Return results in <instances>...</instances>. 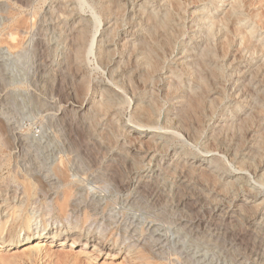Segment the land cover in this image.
<instances>
[{"label":"rangeland","instance_id":"rangeland-1","mask_svg":"<svg viewBox=\"0 0 264 264\" xmlns=\"http://www.w3.org/2000/svg\"><path fill=\"white\" fill-rule=\"evenodd\" d=\"M231 1L238 3L234 5L239 7L238 14L242 18L239 19L241 22L238 21L241 34L236 35L235 24L229 25V30L233 28V31L222 26L219 27L221 31L218 28L213 32L212 43L218 48L226 45L223 50L221 47L217 49L219 55L214 60V65L225 74L226 86L224 91L222 85L219 88L215 86L218 92L215 95L218 101L215 102L216 111L213 114L203 112L201 117L212 114H209L211 122L208 118L211 125L221 119L222 122L232 119L231 115L221 116L227 112V107L237 103L233 98L236 89L230 84L231 77L240 85V90L241 86H246L242 88V93L247 102L244 103L245 111L241 112L244 114L235 122L239 124L232 130L218 133L221 137L218 136V142L217 136L214 139L210 135L207 121L208 127L202 128L204 122L200 137L194 139L180 125L176 124V127L173 119L179 98L170 102L168 100L172 96L167 95L166 98V94L159 98L161 107L158 112L155 111L156 126L142 127V122L135 116L136 107L146 104L139 102L142 86L139 77L129 75L132 70L134 72L135 66L130 65L125 70H120V65L106 68L97 60L101 46L111 48L115 51L113 57L119 58L121 52L117 48L123 41L141 40L147 36L148 29L140 17V0H0V187H21L24 181H30L28 173L31 171L45 179L50 174L57 178L53 174L54 168L64 159L68 168L66 182L59 183L53 178L47 181L53 179L49 185L57 188L55 190L70 187L79 192L75 217L62 218L54 207H44L39 203L28 206L24 213L20 212L32 221L31 237L28 238L26 231L19 226V236L12 238L16 243L10 248L13 250L0 249V264H32L26 261L28 258L23 254V249L28 247L25 245L36 246L43 241L51 243L49 234L57 231L70 238L80 235L85 239L91 238L93 242L82 249V246L70 248V242L62 244L59 241L56 246L54 241L52 247L47 248L52 258L47 256L37 264H264V122L260 121L264 113L258 114L262 110L258 106L264 105V23H260L263 26L258 25L260 21L257 18V13H261L264 20V0H209L208 3L206 0H182L181 10L176 14L180 18L179 29L183 28V32L178 31L180 35L177 34V49L188 43H200L197 39V42L193 40L197 37H194L195 30L203 27L208 30L210 26L209 22L204 23L200 18L213 15L216 11L220 15L228 4H233ZM157 3L161 5L162 2L148 0L145 6L158 7ZM104 5L110 8L106 10ZM244 29H253V37L246 40L238 54L234 53L240 48L239 39L244 36ZM224 34L229 37L226 42ZM248 42H253V46ZM84 45L88 50L93 48L90 53V50L86 52L89 56L85 54V62L81 63L74 57L78 47ZM247 45L250 49L246 48ZM256 45L260 48L254 51ZM178 52L176 50L173 56H177ZM233 55L237 56L236 60ZM116 68L121 71L120 74ZM233 69L240 75L231 74ZM185 78L190 79L189 76ZM128 82H132L131 87L136 90H131ZM124 85L126 90L119 87ZM108 90L117 95V99L113 97V100L118 105L114 104L113 110L103 113L93 104ZM261 90L262 93L259 92ZM179 93L182 94L181 89ZM248 113V117L253 114L251 119L244 116ZM243 117L249 120L242 121ZM259 122L263 127L260 128ZM138 136L144 137L149 146L145 141L143 146L140 145L135 140ZM148 136H153L151 138L156 143H152L151 138L149 143ZM259 137L262 138L259 140ZM140 150L142 154L138 157L136 152ZM172 151L191 160L218 156L220 175L234 184H227L225 192L222 187H219L222 191L219 188L212 190L213 185L206 184L196 175L179 169L182 174L175 171L176 160L170 154ZM120 152L128 156L126 162L122 161L124 163H119L114 157ZM144 154H149L151 160L141 158ZM219 191L222 195L217 197V202H207V195L215 196L214 193ZM56 197L54 195L48 203L54 204ZM236 199L248 204L244 210L243 207H236ZM258 199L263 205L258 209L250 206H255ZM3 217V220L0 217V223L7 220L6 215ZM9 222L5 234L12 229L11 219ZM100 239L108 240L105 243L107 249L101 253L93 246Z\"/></svg>","mask_w":264,"mask_h":264},{"label":"bare ground","instance_id":"bare-ground-1","mask_svg":"<svg viewBox=\"0 0 264 264\" xmlns=\"http://www.w3.org/2000/svg\"><path fill=\"white\" fill-rule=\"evenodd\" d=\"M106 1V0H105ZM112 1V0H110ZM126 1V0H125ZM142 3L140 4V17H142L141 21L142 23H145V27L148 32L147 36L143 37L141 40H137V39H124L125 41L122 42V45H120L117 49H119V53L120 56L119 58H114L113 57V53L115 51H113L111 48H108L106 46H99V60L100 63L102 65H105V67H111L112 65L114 66H119L118 68L121 70H125V68L127 69V67L129 68L130 65L135 66L134 68V72L132 70V73L130 72H126L129 73V75L131 74L132 77L134 78L139 77L140 80V84H141V88H142V92H141V101L139 102H145L146 106H142V104L138 105L136 107V119L139 120V122H142L143 126L142 127H155V123H156V119H157V114L155 113L158 112V108L159 107V98L163 96H165L164 94H166V98L167 95L168 96H172L168 101H173L174 99H178L179 98V105H177L175 108V115H174V122L173 124H178L182 127L183 130H185V132H187V135H189L190 138L197 137L200 135L201 131V127L203 126L202 124H204V122H208V118H209V122L212 121V118H210V115H212L214 111H216L215 108V104L218 103V101H216L215 95L218 94V92L216 91V87L218 88L220 87V85H222V90L224 91V86L225 85V74H223L222 71H220V69H218L217 65H214V60L218 58L217 53H219L217 51V49H219L220 47L222 48L223 45L221 42L225 43L229 37H227V34H224L226 37L224 41L220 42V45L222 44V46H219V48L212 43V39L214 37L213 32L215 31V29H218L219 27L224 26L223 28H227L225 30H229V25H234V27H236V35L241 34L240 28H239V19L242 20L241 14H238V10L239 7L235 6L236 3H233L232 1V5L228 4V8L226 7L223 12L220 15L218 14V11L214 12L213 15H209L208 13V17H201L200 20L204 23L209 22V29H198L195 30L196 34L194 35L197 36L195 37L193 40L196 41V39L198 40V42L196 45L195 44H187V45H181L180 49H177V34H179V32H183L182 31V27L181 30L179 29L180 27V18L178 19V17H176L177 11L180 9L181 5V1L182 0H160L161 5H159L158 3V7H149V6H145V4L148 3V0H140ZM159 1V0H158ZM185 1V0H184ZM192 1V0H191ZM207 3L209 2V0H206ZM236 1V0H235ZM120 2V1H119ZM123 2V1H122ZM196 2V1H195ZM199 2V1H197ZM202 2V1H200ZM110 3V2H109ZM186 4V2H184ZM126 4V3H125ZM183 4V2H182ZM235 4V5H234ZM238 4V3H237ZM108 5V3L106 4ZM120 5V4H119ZM123 5V4H122ZM241 5V3H240ZM105 6V5H104ZM103 8L105 9L106 6ZM126 6V5H125ZM184 6V4H183ZM221 6V5H220ZM230 6V7H229ZM247 6V5H246ZM222 7V6H221ZM110 8L107 7L106 10ZM118 8V7H117ZM137 8V7H136ZM209 8V7H208ZM241 8V7H240ZM122 9V7H121ZM112 10V9H111ZM109 10L108 13L111 11ZM134 10V9H133ZM181 10V9H180ZM204 10V9H203ZM202 10V11H203ZM241 10V9H240ZM105 11V10H104ZM136 11V9H135ZM183 11V10H182ZM242 11V10H241ZM258 12H261L260 10ZM106 13V11H105ZM112 13V12H111ZM136 13V12H135ZM179 13V12H178ZM241 13V12H239ZM246 13V12H245ZM257 13V11L255 12ZM263 13V12H262ZM139 14V13H138ZM108 15V14H107ZM182 15V13L180 14ZM253 16V15H252ZM254 17V16H253ZM252 17V18H253ZM199 18V17H198ZM257 18H259V23H264L262 21V14L261 13H257ZM264 18V17H263ZM115 19V18H114ZM182 19V18H181ZM256 19V17H255ZM239 21V22H238ZM132 22V21H130ZM129 22V23H130ZM197 22V21H196ZM77 23V22H76ZM113 23V22H112ZM111 23V24H112ZM198 23V22H197ZM201 23V22H200ZM257 23V22H256ZM79 24V23H78ZM81 24V23H80ZM196 24V23H195ZM82 25V24H81ZM190 25V24H189ZM201 25V24H200ZM257 25V24H256ZM261 26H263V24H260ZM113 26V25H112ZM203 26V25H202ZM202 26H199L200 28ZM238 26V27H237ZM77 27V25H76ZM137 27V26H136ZM196 27V26H195ZM129 28V27H128ZM188 28V27H187ZM193 28V27H192ZM198 28V27H197ZM222 28V29H223ZM231 28V26H230ZM112 29V28H111ZM141 29V28H140ZM194 29V28H193ZM196 29V28H195ZM221 28H219L218 30H220ZM233 29V28H231ZM230 29V30H231ZM234 29V30H235ZM250 29V27L248 28ZM264 29V27H263ZM137 30V29H136ZM139 30V29H138ZM224 30V31H225ZM229 30V31H230ZM245 30V29H244ZM243 30V31H244ZM82 31V30H81ZM84 31V30H83ZM179 31V32H178ZM221 31V30H220ZM233 31V30H231ZM245 34L242 37L240 44V48H237V50L234 53H239V50L242 49V47L245 46V44L247 43L246 40L248 41V38L253 37V29L251 31H244ZM140 33V32H139ZM221 33V32H220ZM136 34V33H135ZM138 34V33H137ZM231 34V33H230ZM234 34V33H233ZM144 35H146L144 33ZM180 35V34H179ZM199 35V36H198ZM243 35V32H242ZM223 37V36H221ZM230 37H233L230 35ZM241 37V35L239 36ZM201 41H200V40ZM234 39V38H232ZM252 39V38H251ZM215 41V40H214ZM250 41V40H249ZM108 42V41H107ZM111 43V42H110ZM109 43V44H110ZM229 43L230 40H229ZM234 43V42H233ZM249 43V42H248ZM238 44V47H239ZM251 44V46H253V42L249 43V45ZM70 45V44H69ZM103 45V44H102ZM255 45V44H254ZM260 45V44H257ZM256 45V46H257ZM90 46V43H89ZM227 46H228V42H227ZM248 46V45H247ZM254 47V51L255 48ZM263 46V45H260ZM70 47V46H69ZM90 48V47H89ZM93 48V47H91ZM90 48V49H91ZM113 48V47H112ZM115 48V46H114ZM113 48V49H114ZM225 48V47H224ZM227 48V47H226ZM249 48L250 47H246ZM260 48V47H259ZM264 48V47H263ZM77 49V48H76ZM89 49V50H90ZM236 49V48H235ZM248 49V50H249ZM262 49V48H261ZM260 49V50H261ZM88 49H86V46H79L78 49L76 50V58L77 61L84 63L85 62V54L86 52L89 51ZM176 50H178V54L177 56H173L174 53L176 52ZM223 50V48H222ZM73 51V50H72ZM75 51V50H74ZM118 51V50H117ZM225 51V50H224ZM223 51V52H224ZM227 51V49H226ZM231 51V52H232ZM243 51V50H242ZM252 51V50H250ZM264 51V50H263ZM91 52V50L89 51V53ZM229 52V50H228ZM260 52V51H259ZM221 53V52H220ZM233 53V54H234ZM255 53V52H253ZM263 53V52H262ZM222 54H226L222 53ZM228 54V53H227ZM242 54V52L240 53ZM260 54V53H259ZM87 57L89 56L88 53L86 54ZM116 55V54H115ZM243 55V54H242ZM251 55V52H250ZM223 56V55H222ZM229 56V55H228ZM235 56V55H233ZM232 56V57H233ZM239 56V55H238ZM178 57V58H177ZM236 57L234 58V60H236ZM224 58V57H223ZM239 58V57H238ZM89 60V59H88ZM232 60V61H234ZM76 61V62H77ZM231 61V62H232ZM74 63V62H73ZM99 63V62H98ZM99 63V64H100ZM230 63V61L228 62ZM231 64V63H230ZM79 65V64H78ZM73 66V64H72ZM80 66V65H79ZM78 66V67H79ZM263 66V64H262ZM102 67V66H101ZM104 67V68H105ZM228 67V65H227ZM234 68L233 65H231V68ZM261 67V66H260ZM82 67H80L81 70ZM106 68L104 70H106ZM133 68V67H132ZM238 68V67H237ZM235 67V70L237 69ZM112 69V68H111ZM258 68H256L257 71ZM83 70V69H82ZM81 70V71H82ZM85 70V69H84ZM114 70V69H112ZM116 70H118L116 68ZM233 69L232 73H236L237 71H235ZM238 70V69H237ZM80 71V72H81ZM109 71V69H108ZM115 71V70H114ZM129 71V69H128ZM242 71V70H241ZM245 71V70H244ZM255 71V73H256ZM121 71L118 70L117 73L120 74ZM239 72V71H238ZM115 73V72H113ZM238 73H236L237 76ZM116 75V74H115ZM114 75V76H115ZM118 75V74H117ZM122 76H124V74H121ZM127 75V74H126ZM128 75V77H129ZM230 75V74H228ZM240 74H238L239 76ZM81 76V75H80ZM112 76V74H111ZM119 76V75H118ZM186 76H189L190 79L185 78ZM235 76V75H234ZM131 77V76H130ZM129 77V79H130ZM82 78V77H81ZM124 78V77H123ZM127 78V77H125ZM117 79V78H116ZM136 79V78H135ZM230 79V77H229ZM227 79V80H229ZM119 80V79H118ZM121 80V79H120ZM119 80V81H120ZM125 80V79H124ZM138 80V81H139ZM262 80V79H261ZM129 81V80H128ZM236 80L232 79L231 77V81L230 84L231 86L233 85V87L236 89L235 90V96L233 97L234 100H236V104H232L230 107H227V112H223V114L221 116L225 117L228 115V117L231 115L232 119H226L227 122L221 120H218L216 124H209L205 123V125L207 126H203L202 128L208 127L209 125V133L211 136H213L214 139L217 138L216 141H218L219 138H221L218 133H223V130L226 129V131L228 129L235 128V126L237 124H239L238 122L235 123L238 119V117H240L242 114L241 113L243 111H245L244 108V103L247 100V97L245 96L244 93H242V88L246 87L245 85L241 86V90L239 88V84L235 83ZM238 81V80H237ZM250 81V80H249ZM127 82V81H125ZM253 82V81H252ZM124 83V82H123ZM130 83V82H128ZM132 83V82H131ZM131 83L130 85V89L131 90H136L135 87L133 89V87H131ZM247 83V81H246ZM264 83V82H263ZM122 84V82H121ZM125 84V83H124ZM135 84V81H134ZM229 84V85H230ZM243 84V83H242ZM119 85V84H118ZM138 85V84H136ZM255 85V84H254ZM249 86V85H248ZM121 89L126 90V85L124 86H119ZM157 87H159V89H157ZM118 88V87H117ZM232 88V87H231ZM234 88H232L234 90ZM255 88V87H254ZM253 88V89H254ZM138 89V88H137ZM182 90V94L179 93V90ZM113 90V89H112ZM115 90V89H114ZM220 90V89H219ZM264 90V89H263ZM117 91V90H116ZM140 91V90H139ZM253 91V90H252ZM86 92V91H84ZM102 90L99 92L101 94ZM123 92V91H122ZM125 92V91H124ZM132 92V91H131ZM134 93L136 91H133ZM138 92V90H137ZM181 92V91H180ZM220 92V91H219ZM233 92V91H232ZM250 92V91H249ZM260 93H262V90L259 91ZM112 93V94H111ZM133 93V94H134ZM223 93V92H222ZM259 93V94H260ZM99 94V95H100ZM113 93V91H106L104 93H102V95L97 98L94 101V106H97L101 111L104 112H110L111 110H113L114 104L118 105V103L114 102L113 97L115 98V100L117 99V95ZM131 94V93H130ZM98 95V96H99ZM175 95L177 97H175ZM257 95V94H256ZM264 95V94H263ZM133 96V95H132ZM220 96V95H219ZM218 96V98H219ZM261 96V95H260ZM257 95V97H260ZM93 97V96H92ZM96 97V96H95ZM94 97V98H95ZM135 97V95H134ZM262 97V96H261ZM264 97V96H263ZM140 99V98H139ZM161 99V98H160ZM252 99V98H251ZM263 99V98H262ZM85 100V99H84ZM94 100V99H93ZM220 100V99H219ZM258 100V98H257ZM264 101V100H263ZM163 102V101H162ZM169 102V103H170ZM216 102V103H215ZM234 102V101H233ZM247 102V101H246ZM166 103V102H165ZM262 103V102H261ZM81 104V103H80ZM257 104V103H256ZM260 105V104H259ZM96 107V108H97ZM249 107V106H248ZM256 107V105L254 106ZM258 108L262 109L261 111H258V114L264 113V105L262 106H258ZM88 109V108H87ZM257 109V108H256ZM225 110V111H226ZM254 110V109H253ZM228 111H231L230 114H228ZM203 112H211L212 114H206V116L202 115L203 117H201V114H203ZM249 112V111H248ZM105 113V114H106ZM246 113V112H245ZM102 114V113H101ZM159 114V113H158ZM251 114V113H250ZM255 114V113H254ZM209 115V117H208ZM249 113L247 115L248 117ZM253 115V114H252ZM250 115V116H252ZM111 116V115H110ZM250 116L248 118H250ZM259 116V115H258ZM261 116V115H260ZM206 117V118H205ZM213 117V116H211ZM244 118V117H243ZM246 118V117H245ZM242 119L243 120H249L247 119ZM255 118V117H254ZM262 120L260 119V121L264 122V117H261ZM207 119V120H206ZM241 119V117H240ZM251 119V118H250ZM170 120V119H169ZM167 120V121H169ZM100 121V120H99ZM172 121V120H171ZM241 122V120H239ZM261 122H259L260 128H261ZM115 123V122H114ZM121 123V121H120ZM245 123V121H244ZM242 124V123H241ZM264 124V123H263ZM122 125V124H121ZM172 125V124H171ZM137 126V125H136ZM168 126V125H167ZM174 126V125H173ZM197 126V127H196ZM240 126V125H239ZM177 127V126H176ZM263 127V126H262ZM3 128V127H2ZM171 128V127H170ZM238 128V127H237ZM264 128V127H263ZM120 129V127H119ZM122 129V128H121ZM143 129V128H142ZM208 129V128H207ZM177 130V129H176ZM182 130V132H184ZM234 130V129H233ZM123 131V130H122ZM145 131V130H144ZM225 131V132H226ZM250 131V130H249ZM263 131V130H262ZM125 132V131H124ZM251 132V131H250ZM203 133H207V132H203ZM202 133L201 136H203L204 134ZM221 133V134H222ZM123 134V132H122ZM126 134V133H125ZM132 134V133H131ZM143 133H141L142 135ZM249 134V132H248ZM258 134V133H257ZM129 135V134H128ZM181 135V133H180ZM186 135V134H185ZM252 135V134H251ZM259 135V134H258ZM207 136V135H206ZM205 136V137H206ZM209 136V135H208ZM210 136V138L212 139V137ZM217 136V137H216ZM219 136V138H218ZM222 136V135H221ZM256 135L254 134V137ZM261 136V135H260ZM126 137V136H125ZM139 138L135 139L137 140V142L139 141L140 145H142L145 141L146 145H148L147 141L145 140L144 137L142 136H138ZM149 137V136H148ZM153 137V136H151ZM149 137V143H150V138ZM200 137V136H199ZM216 137V138H215ZM251 137V136H250ZM184 138V137H183ZM204 138V137H203ZM262 138V137H261ZM259 137V140L261 139ZM127 139H130L127 138ZM206 139V138H205ZM213 139V141H214ZM253 136H252V140H253ZM11 140V139H10ZM191 140V139H190ZM201 140V138L199 139ZM222 140V139H221ZM257 140V139H256ZM130 141V140H129ZM152 143H156V141L154 139L151 138ZM160 141V140H159ZM162 141V140H161ZM195 141V140H194ZM198 141V140H197ZM205 141V140H204ZM210 141V140H208ZM254 141V140H253ZM136 142V143H137ZM199 142V141H198ZM207 142V141H206ZM205 142V143H206ZM219 142V141H218ZM221 142V141H220ZM261 142V141H260ZM259 142V143H260ZM15 143V142H14ZM130 143V142H129ZM133 143V142H132ZM138 143V144H139ZM159 143V142H158ZM211 143V141L209 142ZM5 144V143H4ZM131 144V143H130ZM129 144V145H130ZM212 144V143H211ZM12 145V144H11ZM139 145V146H140ZM160 144H158L159 146ZM203 145V144H202ZM206 147L208 145L204 144ZM230 145V144H229ZM258 145V144H257ZM3 146V145H1ZM7 146V145H6ZM112 146V145H111ZM138 146V147H139ZM143 146V145H142ZM141 146V147H142ZM149 146V145H148ZM156 146V145H155ZM161 146V145H160ZM165 146V145H164ZM145 147V146H144ZM163 147V146H162ZM205 147V149H206ZM211 147V146H210ZM233 147V146H232ZM5 148V147H4ZM14 148V147H13ZM69 148V147H68ZM213 148V147H212ZM230 148V147H229ZM258 148V147H257ZM2 149V148H1ZM123 149V148H122ZM139 149H141L139 147ZM148 149V148H147ZM165 149V148H164ZM208 149V148H207ZM206 149V150H207ZM253 149V148H252ZM214 150V148H213ZM234 150V149H233ZM239 150V149H238ZM255 150V149H254ZM163 151V150H162ZM161 151V152H162ZM235 151H237L235 149ZM126 152V151H125ZM164 152V151H163ZM207 152V151H206ZM209 152V151H208ZM147 153V152H146ZM169 153V152H168ZM136 154L138 155V157L140 156V154H142V151H138L136 152ZM135 154V155H136ZM170 154L173 156V160H176L174 162L175 165V171L176 170H181V172L183 171H187L188 173H190V175H196L199 179H202L206 182L213 185L214 188H212V190H217V188L222 187L223 188V192H225L226 190V185L227 184H234L232 181L230 183L226 181V178L223 175H220L219 170H220V166L218 165L219 160H217L218 156L215 158H211V159H207V158H201V159H197L196 157L191 159H188L186 157H182L181 154H178V152L172 151L170 152ZM211 154V153H210ZM237 154V152H236ZM144 158L145 160H151L149 159V154H144ZM134 156V155H133ZM143 156V155H141ZM151 156V155H150ZM153 156V155H152ZM170 156V155H169ZM235 156V155H234ZM23 157V156H22ZM115 159L120 162L122 161H127L128 156H125V153H117L115 154ZM171 157V156H170ZM177 157V158H176ZM207 157V156H206ZM239 157V156H238ZM66 158V157H65ZM176 158V159H175ZM137 160V159H136ZM159 160V159H158ZM169 160V159H168ZM222 161V159H220ZM60 161V160H59ZM33 162V161H32ZM70 162V161H69ZM1 163V161H0ZM68 163V162H67ZM124 163V162H122ZM53 164V163H52ZM114 164V163H112ZM155 164V163H154ZM136 165V164H133ZM148 165V164H147ZM173 165V166H174ZM221 165V164H220ZM37 167V166H36ZM131 167V165H130ZM140 167V166H139ZM158 167V166H157ZM156 167V168H157ZM165 167V166H164ZM132 168V167H131ZM23 169V168H22ZM37 169V168H36ZM139 169V168H138ZM27 170V169H26ZM29 170V168H28ZM27 170V171H28ZM68 168L66 165V161L63 159L58 166H56L54 168V172L53 174L57 177L54 178V176L52 177V174H50L47 179H57L58 182H66L67 180V172ZM167 170V169H166ZM165 170V171H166ZM178 170V171H179ZM36 171V170H35ZM132 171V170H131ZM135 171V170H134ZM119 172V171H118ZM167 172V171H166ZM171 172V171H170ZM180 172V171H179ZM180 172V173H181ZM221 172V170H220ZM177 172V174H180ZM132 174V173H131ZM173 174V173H172ZM182 174V173H181ZM187 174V173H185ZM130 175V174H129ZM157 175V174H156ZM171 175V174H170ZM29 176V180L24 181V183H22L21 187H16V188H2L0 187V217L1 220H3V215H6V221H2L0 224V249L3 250H13L10 249L13 245H15V240H13L15 236H19V233L17 232L18 227L20 226L24 231H26V234L29 237H31V219L29 217H24L23 215H20V212L26 211L28 206H35L38 203L44 205V207H54L55 209L58 210V212L60 213V216L62 218H66L69 219L71 216H74L75 214H77V204H76V200L78 197V191H75L74 189L70 188V187H65L63 189L60 190H55L53 189L52 186L49 185V182L53 181V179L51 181H47V179L42 178L41 176H39L38 174H35L34 172H29L28 173ZM189 176V175H188ZM187 176V178H188ZM195 176V177H196ZM50 177V178H49ZM73 177V176H72ZM148 177V176H147ZM70 178V177H69ZM117 178V177H116ZM179 178V177H178ZM183 178V177H182ZM181 178V179H182ZM194 178V177H192ZM74 179V177H73ZM153 179V178H152ZM155 179V178H154ZM153 179V180H154ZM171 179V178H170ZM173 179V178H172ZM70 180V179H69ZM145 180V179H144ZM150 180V179H149ZM157 180V179H156ZM201 181V180H200ZM235 181V180H234ZM35 182V183H34ZM140 182V181H139ZM143 182V181H142ZM157 182V181H156ZM184 182V181H183ZM198 182V181H197ZM204 182V183H205ZM226 182V183H225ZM185 183V182H184ZM1 184V183H0ZM120 186H122V182L119 181ZM134 184V183H133ZM178 184V183H177ZM35 185V187L33 186ZM53 185V184H52ZM181 185V184H179ZM231 185V186H232ZM20 186V185H19ZM70 186V185H69ZM153 186V185H152ZM229 186V185H228ZM227 186V188H228ZM230 186V188H231ZM183 188V187H182ZM199 188V187H198ZM207 188V187H206ZM222 188H219L218 190L222 191ZM106 189V188H105ZM184 189V188H183ZM202 189V187H201ZM225 189V190H224ZM125 190V189H124ZM228 190L230 191V189L228 188ZM88 191V190H87ZM218 192V191H216ZM249 192V191H248ZM252 192V191H251ZM204 193V192H203ZM209 194V193H208ZM216 194L215 196H211L207 195L208 201L207 202H213V200L216 201V199H218L217 197H219L220 195H222V193L219 191V193H214ZM226 194V193H225ZM253 194V193H252ZM54 195H56V200L54 202V204L48 203V200L51 199ZM206 195V193H205ZM248 195V194H247ZM200 196V195H199ZM225 196V195H224ZM255 196V195H254ZM178 197V196H177ZM235 197V196H234ZM233 197V198H234ZM33 198H35V201L33 200ZM179 198V197H178ZM191 198V197H189ZM259 198V197H258ZM202 199V198H201ZM222 199V198H221ZM257 199V198H255ZM33 200V201H32ZM199 200V199H198ZM197 200V202H198ZM207 200V199H206ZM205 200V201H206ZM210 200V201H209ZM52 201V200H51ZM220 201V200H219ZM223 201V200H222ZM236 203L238 204L236 207L238 208H242L243 210L245 209L244 207L247 206L248 204H246L243 200L240 201V199H236L235 200ZM240 201V202H239ZM43 202V203H42ZM217 202V201H216ZM227 202V201H226ZM247 202V201H246ZM252 202V201H251ZM255 206L254 205H250L252 207H256L257 209L263 205V203L258 201H255ZM262 202V201H261ZM215 203V202H214ZM235 203V202H234ZM35 204V205H34ZM198 204V203H197ZM209 204V203H208ZM96 205V204H95ZM183 205V204H182ZM192 205V204H191ZM196 205V204H195ZM227 205V204H226ZM231 205V204H230ZM257 205V206H256ZM235 206V205H234ZM40 207V206H38ZM2 208H4V210H1ZM253 209V208H252ZM256 209V210H257ZM226 210V209H225ZM242 210V211H243ZM247 210V209H246ZM249 210V209H248ZM48 211V210H47ZM240 211V210H239ZM52 213V212H51ZM46 214V213H45ZM80 214V213H79ZM256 216V215H254ZM75 217V216H74ZM33 218V217H32ZM11 219V224H10V231L5 234V230L7 225L10 223L9 220ZM215 219V218H214ZM94 224V223H93ZM127 226V225H126ZM198 226V225H197ZM118 232V231H117ZM49 234V233H47ZM49 238L52 239V242L49 243V241L47 243H45V241L40 242L38 244H36V246L33 245H25L28 246L25 249H23L24 251V255L28 258L26 261H30L32 264H37L38 261L43 260L45 257L50 256L51 257V253L50 249L47 250L48 247H52V244H54V241L56 242V246L59 243V241L63 242L62 244H68L70 242V248L75 247V246H82L83 248H86L92 241L91 238H82L81 235L77 236V237H72L70 238L69 235H64L63 232L61 231H57L53 234H49ZM88 237V236H87ZM13 238V239H12ZM116 238V237H115ZM103 239V238H102ZM100 239L97 243H95L93 246L95 248V250H97L98 252H104L107 249V244L106 241ZM24 242V241H23ZM126 243V242H125ZM51 244V245H49ZM115 246V245H114ZM21 250V249H20ZM46 250V251H45ZM72 250V249H71ZM46 253H45V252ZM158 252V251H157ZM110 254V253H109ZM115 254V253H114ZM117 254V253H116ZM19 255V254H18ZM22 255V254H21ZM23 255V257H24ZM71 255V254H70ZM113 255V254H112ZM54 256V255H53ZM56 256V255H55ZM58 256V255H57ZM73 257V255H71ZM115 256V255H114ZM80 257V256H79ZM78 257V258H79ZM97 257V256H96ZM143 257V256H142ZM21 258V257H20ZM52 258V257H51ZM59 259V257H57ZM67 258V256H66ZM71 258V257H70ZM75 258V257H74ZM77 258V259H78ZM24 259V258H23ZM69 259V258H68ZM67 259V260H68ZM62 260V259H61ZM65 260V259H64ZM95 260V259H94ZM25 261V262H26ZM44 261V260H43ZM48 261V260H47ZM76 261V260H75ZM22 262V259H21ZM51 262V259H50ZM58 262V261H57ZM62 262V261H61ZM59 262V263H61ZM79 262V260H78ZM82 262V261H80ZM52 263V262H51ZM63 264V263H62ZM68 264V262L66 263ZM71 264V262H70ZM74 264H76L74 262Z\"/></svg>","mask_w":264,"mask_h":264}]
</instances>
